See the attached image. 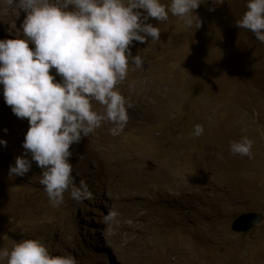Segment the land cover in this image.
Returning a JSON list of instances; mask_svg holds the SVG:
<instances>
[{
    "label": "rangeland",
    "instance_id": "374dc122",
    "mask_svg": "<svg viewBox=\"0 0 264 264\" xmlns=\"http://www.w3.org/2000/svg\"><path fill=\"white\" fill-rule=\"evenodd\" d=\"M245 4L207 0L195 10L196 30L171 14L164 22L149 18L160 40L130 45L145 63L130 65L117 85L130 105L124 130L113 137L105 121L69 149L76 184L86 181L91 200L77 202L66 191L53 207L34 161L23 177L9 178L29 125L5 104L0 86V139L7 141L0 145V250L37 239L76 264H150L160 242L205 228L229 241L196 243L184 262L215 255L220 264H264V219L246 233L232 229L241 215L264 217V43L235 24ZM24 17L0 0V39L20 38ZM196 124L204 128L199 137L190 135ZM242 137L253 141L251 159L230 154V142ZM109 210L119 213L114 235L102 222Z\"/></svg>",
    "mask_w": 264,
    "mask_h": 264
},
{
    "label": "clouds",
    "instance_id": "9594fccd",
    "mask_svg": "<svg viewBox=\"0 0 264 264\" xmlns=\"http://www.w3.org/2000/svg\"><path fill=\"white\" fill-rule=\"evenodd\" d=\"M16 5L25 17L20 38L0 39V86L4 102L20 119H27L24 153L9 166V178L23 177L34 161L42 169L39 184L53 207L67 191L77 201L93 199L85 180L77 186L69 150L83 137L108 122L111 136H119L128 122V105L118 90L129 71L142 68L145 60L132 55L130 45L160 40V29L148 23L180 18L187 28L199 29L195 10L202 0H3ZM223 0H212L213 5ZM245 12L235 24L264 43V0H246ZM214 10L210 7L209 11ZM29 45H32L30 47ZM55 70V75L50 70ZM60 80H56V76ZM98 103L102 111L94 110ZM7 132V129H4ZM196 124L190 135H203ZM0 145H7L0 139ZM253 141H231V155L253 158ZM30 156V159L28 158ZM119 213L103 217L106 234L114 235ZM5 264H76L72 256L52 255L37 239H23L11 250H0Z\"/></svg>",
    "mask_w": 264,
    "mask_h": 264
},
{
    "label": "bare ground",
    "instance_id": "6f19581e",
    "mask_svg": "<svg viewBox=\"0 0 264 264\" xmlns=\"http://www.w3.org/2000/svg\"><path fill=\"white\" fill-rule=\"evenodd\" d=\"M196 231V230H195ZM194 230H190L186 236L181 240H170L160 242L158 244L156 260L148 262L150 264H220L219 260L216 259L215 255L211 256L207 260H193L191 263H186L181 259V256L190 253V246L196 243L201 246L212 245L216 243L228 242L229 239L224 234L217 230L216 233L205 232L204 229H199L193 234ZM199 248V247H198ZM142 251H140L141 253ZM157 256V255H156ZM203 256H206L203 255ZM151 257V256H150ZM149 258V257H148ZM183 258V257H182ZM223 263V262H222ZM224 264V263H223Z\"/></svg>",
    "mask_w": 264,
    "mask_h": 264
},
{
    "label": "water",
    "instance_id": "95a60500",
    "mask_svg": "<svg viewBox=\"0 0 264 264\" xmlns=\"http://www.w3.org/2000/svg\"><path fill=\"white\" fill-rule=\"evenodd\" d=\"M264 217L262 214L257 213H248L241 215L238 217L232 226L233 231L242 233V232H248L258 226L262 221Z\"/></svg>",
    "mask_w": 264,
    "mask_h": 264
}]
</instances>
